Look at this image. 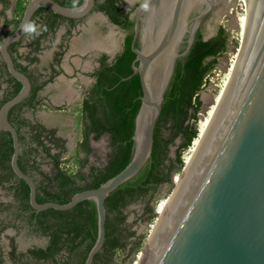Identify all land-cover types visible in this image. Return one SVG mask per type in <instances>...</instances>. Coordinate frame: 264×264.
<instances>
[{
  "label": "trees",
  "instance_id": "obj_1",
  "mask_svg": "<svg viewBox=\"0 0 264 264\" xmlns=\"http://www.w3.org/2000/svg\"><path fill=\"white\" fill-rule=\"evenodd\" d=\"M56 1L68 7L82 3V0ZM0 2L3 3L0 16L5 17L3 26H11L8 32L0 33L1 39L15 29L28 0H15L11 18L4 14L10 0ZM121 3L122 0H96L95 3L94 10L102 11L111 22L127 29L129 33L115 56L107 60L108 56L102 53L97 59V66L90 73L94 80L78 104L81 137L74 149L73 165H66L61 158L67 150L65 139L57 136L54 128L46 127L42 122L27 117L25 110L35 111L42 105L39 92L47 82L62 72L61 68L56 69L54 65H59L67 47L62 48L61 44L59 50L53 53L51 72L44 80L39 81L30 66L37 63V54L43 44L53 42L60 22L69 20L70 25L66 32L69 34L75 25V19L64 17L46 7H38L30 21H34L38 26H46L47 30L37 36L24 33L18 41L8 46L15 67L26 73L31 81L30 94L10 108L8 120L18 132V165L35 181L38 203H67L75 193L96 188L116 175L131 159L134 146L132 135L142 90L139 75L133 73L132 68L133 63H138L134 61L135 53L130 47L134 23L128 18V12L121 9ZM26 38L28 50L26 53H19L20 42ZM227 43L228 32L223 26L219 25L215 33L208 38H204L198 28L187 53L175 59L173 72L163 92L161 111L154 126L150 156L132 177L117 185L106 196L105 238L91 264H113L115 253L123 251L127 244H130L127 254L143 248L146 234H137L132 226L139 219H155L153 200L164 186H168V189L173 187V173L181 174L185 165L182 151L188 148L198 135L195 121L202 104L199 91L218 57L227 50ZM185 45L186 43L178 53L184 50ZM135 46L138 47L137 41ZM20 88V82L9 74L5 63L0 60V107ZM105 134L108 138V151L103 158L91 160V141H97ZM177 138L179 142L174 156H171L170 148L175 145ZM12 151L10 132L0 130V181L8 182L11 200L6 205L12 213V221L19 222L18 225L8 223V226L11 224L18 230L23 227L28 233L44 238L45 244L17 252L13 243L14 237H10V263L83 264L97 238L98 217L95 201L90 198L82 199L65 210H35L29 203L28 184L11 168ZM37 156L41 157L40 161L36 159ZM46 159L50 163L49 170L41 167V163ZM181 177L177 179V185ZM137 202L143 204L141 213L134 209L129 210V207ZM130 212L135 214L131 222L128 221ZM4 227L5 224L0 226V232ZM4 262L0 245V264Z\"/></svg>",
  "mask_w": 264,
  "mask_h": 264
},
{
  "label": "water",
  "instance_id": "obj_2",
  "mask_svg": "<svg viewBox=\"0 0 264 264\" xmlns=\"http://www.w3.org/2000/svg\"><path fill=\"white\" fill-rule=\"evenodd\" d=\"M187 0H174L162 37L152 49L135 46L144 8L138 9L130 47L135 53L133 73H138L142 95L135 117L132 156L116 175L96 188L75 193L64 204L36 201L35 181L18 165L20 143L16 128L8 120L11 107L24 100L31 91L26 73L15 67L8 46L24 33L21 26L30 21L38 7H46L67 18L90 14L96 0H82L68 7L56 0H28L15 29L0 39V57L21 88L0 107V130L10 132L13 151L10 165L14 173L29 186V203L37 211L47 208L69 209L78 201L93 199L98 217L97 238L83 264H91L105 238L104 200L117 185L132 177L150 156L153 130L161 111L163 92L173 72L175 59L187 53L194 30L209 12L214 0H197L185 9ZM164 0H148L153 35L161 20ZM206 7L190 28V39L178 53L177 44L186 30L184 19L202 3ZM247 26L236 66L215 115L172 197L161 221L157 218L149 231L139 264H264V0H246ZM205 38L215 33L211 30ZM173 46L167 67L158 72L152 66L155 57ZM176 189V190H175ZM31 264V263H28Z\"/></svg>",
  "mask_w": 264,
  "mask_h": 264
},
{
  "label": "rangeland",
  "instance_id": "obj_3",
  "mask_svg": "<svg viewBox=\"0 0 264 264\" xmlns=\"http://www.w3.org/2000/svg\"><path fill=\"white\" fill-rule=\"evenodd\" d=\"M13 2V1H12ZM222 6H219L213 15H211L205 25V36H208L210 31L216 30V28L221 25L223 26L226 31L228 32V43H227V50L224 51L219 57L218 61L214 65L213 69L209 72V74L206 77L205 84L202 86L201 90L199 91V97L202 100V104L200 107V110L197 113V119L195 121V126L198 128L200 121L202 117H204L208 111V108L212 106L214 103L215 97L217 96L219 90L224 86V82L226 81L228 75L234 70L238 57L240 55L239 49L241 51V46L244 39V30H243V23L242 18L246 14V8L244 6V2L242 0H235L234 6L227 12H223L221 14V17L216 20V12L221 8ZM8 12V11H7ZM87 21L89 22L90 26L89 29L92 28L95 31V35L98 34V36L101 35L102 39H105V37L108 38V43L105 41L104 45H102L100 48L108 49L109 45L112 41L119 40L120 33L117 29L113 28L111 25L107 24L104 19H101L98 15H93L87 18ZM1 24V20H0ZM211 27V28H210ZM11 29V26H8L5 28V30L8 32ZM1 31V30H0ZM212 34V33H211ZM214 34V33H213ZM78 39V37H77ZM77 39L72 41L75 44V49H79V45L77 43ZM53 48L52 46H48L39 54V61L35 66H31L30 69L33 72H37L38 70H44L45 62H48V58L52 52ZM239 52V54H238ZM48 59V60H47ZM70 64H76L77 67H85L88 68L90 66V58L87 55L77 56V57H70ZM45 63V64H44ZM74 66V65H72ZM71 72V71H70ZM87 80H84L83 83H80V80H75L72 77V83L70 86L72 88H77V90L80 87H83V85L89 86L91 83V79L85 78ZM61 87V83L57 79V83L55 84H49L47 85L43 90H40L39 94L41 96H47L50 97V99L47 100V102H44L42 106H40L39 110L35 113L32 111H26V115L28 117H34L35 115H38V117L35 116V118L39 121H41L44 125L47 127H57L58 133L62 136H67L68 142H67V150L62 155V160H64L66 165H73V160L75 159L74 149L76 146L77 141L81 137V126L78 119V104L79 99L81 98V95L71 96L72 101L70 100H56L55 95L58 91V88ZM45 96V97H46ZM70 98V97H69ZM58 104V105H55ZM56 106H59L56 108ZM50 114H53L52 116ZM179 142V139H176L175 145L171 146L170 148V155L174 156L175 149L177 147V144ZM93 147V155L91 156V160H96L98 158H103L108 151V138L107 135H103L99 140L92 141L91 142ZM193 145V141L191 145L184 149L182 151V157L184 160H186L187 156L190 154L191 147ZM41 167L45 170H49L50 163L46 159L41 163ZM181 177L180 175H177L175 173L172 174V180L174 184H177V179ZM173 184V186H174ZM168 186H164L161 191L156 195L155 199L153 200V204L155 205V212L156 217L154 220H137L132 228L136 230L137 234H146V237L151 230L152 226L154 225V222L157 218V221H159L161 217V212L159 211L160 208H164L170 201L171 197L168 198V194L170 193L171 189H168ZM11 200L10 192L5 189L3 186H0V208H8L5 203L1 202H8ZM3 204V205H1ZM8 204V203H7ZM143 204L141 202H137L135 204H132L129 207V210L131 211L134 209L137 213H141ZM10 212V211H8ZM3 217L8 220L7 213H3ZM135 218L134 212H130L128 215V221L131 222ZM158 223V222H157ZM8 233L11 234L10 236H17L16 239H18V242H20L21 237L23 234H18L10 229L8 230ZM36 237L38 235L34 234ZM30 236V235H28ZM146 239V238H145ZM22 241V239H21ZM9 243V239L6 238L3 241L2 247L4 249L7 248ZM130 247V244H127L126 248L123 251H117L114 256V263L113 264H139L138 261L139 256L143 252V248L141 250H138L136 252L127 254L128 248Z\"/></svg>",
  "mask_w": 264,
  "mask_h": 264
},
{
  "label": "flooded vegetation",
  "instance_id": "obj_4",
  "mask_svg": "<svg viewBox=\"0 0 264 264\" xmlns=\"http://www.w3.org/2000/svg\"><path fill=\"white\" fill-rule=\"evenodd\" d=\"M224 2H225L224 0H214V4H213L212 8L209 10L208 13H206L201 18L199 24L197 25V27L194 30V34H195L196 30L198 28H200V30L202 31L203 37L204 38L206 37L205 34H204V32H205L204 30L207 27V26L205 27L207 19L211 15H213L215 13V10L219 6H223ZM143 3H144V0H122L121 9L123 11L128 12V18L130 20H133V23H135V18H136L138 9L140 8V6ZM188 3L189 2L187 1V4ZM0 5H1V9H2L3 3L0 2ZM206 5H207V3L203 2L202 6L200 7V9H195L192 12H190L188 15H186V17L184 19L186 30L183 32V34H182V36H181V38H180V40H179V42L177 44V48H176L177 52L183 46V44L186 43L185 47L187 46V44L189 42V39H190V28H191V25H192L195 17L200 14V12L206 7ZM187 8H189L188 5H187ZM7 11H8V7H6L4 9V14L8 18V12ZM95 14L100 16L101 19H104L105 22H107V24H109L113 28L117 29L119 31V33H120L119 40L112 41L109 45H107L109 47L107 50L103 49V48H100V47L102 45H104L105 41L108 43V38L105 37V39H102L101 35L100 36H98V34L95 35L94 29H92V28L89 29L90 24L87 21V18H89L90 16H93ZM141 16H142V20L140 21V32H139V36H138V38L136 40L138 42V47L141 45L142 38H143V36H144V34L146 32V29H147V25L150 22L151 13H150V11L145 10L144 12H142ZM1 18H2V21H1V24H0V30H1L0 32H7L5 30V28L8 27V26H3V20L5 18L4 15L0 16V19ZM74 19H75V25L70 29L69 34H66L67 29L69 28V25H70L68 19L62 20L60 22V24L58 25V28L62 27V26L65 27V31H64V33L62 35V38H61L60 42L55 44V40H56L55 39L56 37H55L54 40H53V46H52V43H51V46H52L53 50H52V52H51V54H50V56L48 58L49 60L47 59L48 62L46 61L45 62L46 64L44 63L45 64L44 65L45 69L44 70L36 69V71H40L39 72V79L40 80H44L45 78H47L48 74L51 72L50 64L53 62V53L55 51L59 50V46L62 44V48H65V46L68 48L71 45V43L74 40V38L78 37V39L76 38L77 39L76 41H77V43H78V45L80 47L79 49L85 50L84 55H87L90 58V66H88V68L73 66L74 67L73 68V74L75 76H77V77H80V75H85V76H87V78H89V80L91 79V83H92L94 79H93L92 76H90V73L97 66V64H98L97 59L101 56L102 53H105L108 56L107 60H111L115 56V54L121 49L122 43H123V41L125 39V36L129 33V31L127 29L119 26L118 24H115V23L111 22L109 20L108 16L105 13H103L102 11H100V10H94L93 9V11L90 14H88L87 16L82 17V18H74ZM58 28H57V30H58ZM133 31H134V24H133ZM56 32L57 31H55V34H56ZM74 42H75V40H74ZM22 46H24V41L23 40L20 42V45H19L18 49H20V47H22ZM45 47L46 46L44 45L43 48L41 49V51L39 52V54L42 51H44ZM67 48H66V50H67ZM66 50H65V52H66ZM19 53H21V52H19ZM39 54H37L38 57H39ZM63 58H64V55H63L59 65H56V64L54 65V67L56 69L58 67L62 68ZM0 60H2L1 57H0ZM24 62H26V61H24ZM31 66H34V64H32ZM62 71H64V70H62ZM56 80H57V75L55 76V78L52 81L47 82L41 90H43L48 84H55ZM2 86H4V84ZM63 87L66 88L65 85H62L60 88H63ZM80 88H81V90L78 89L79 95H81V98L79 99V103L82 100V98H83L88 86L84 84L83 87H80ZM1 94H2V91H0V97H1ZM45 96H41L43 103L47 102V100L50 99V97H47V96L45 97ZM72 96H74V95H72ZM75 96H76V94H75ZM43 103H42V105H43ZM42 105H39V107L42 106ZM39 107H37V109H39ZM37 109H36V111H38ZM26 111L27 110H25V112ZM50 115L52 116L53 114H50ZM54 129L56 130V135L61 137L62 135L58 133L57 127H54ZM64 138H65V145L67 147V142H68L69 138L67 136H64ZM1 203L7 204L8 202H1ZM1 205H3V204H1ZM4 212H5V208H0V226L3 224V220H4L3 213ZM8 223H15L17 225L19 224V222H17V221L16 222L12 221V213L11 212H8ZM10 229H12L16 233V235L23 234V236H20L21 239H22V241L20 239V242H18V239H16L17 236H14L13 243L16 246V251L17 252H24L28 248H31V247H34V246H42V245L45 244V239L44 238L39 237V236L36 237L33 233H28L26 231V229L23 228V227H20V229L18 230L16 228L12 227L11 224H10V226H8V230H10ZM10 235L11 234L8 233V239H9L8 252L10 251V248H11V246H10V237H13V236H10ZM28 235H30V236H28ZM10 262H11V260H10V258L8 256V264H11ZM4 264H5V262H4Z\"/></svg>",
  "mask_w": 264,
  "mask_h": 264
},
{
  "label": "bare ground",
  "instance_id": "obj_5",
  "mask_svg": "<svg viewBox=\"0 0 264 264\" xmlns=\"http://www.w3.org/2000/svg\"><path fill=\"white\" fill-rule=\"evenodd\" d=\"M187 1L189 2L187 4ZM185 2V9H187V5L189 7L193 6L194 4H196L197 0H187ZM224 4L223 6L217 11L216 13V20H218L220 17H221V14L223 12H227L229 11L231 8H233L234 6V1L235 0H224ZM244 2V6L246 8V14L244 15V17L242 18V23H243V30H244V37H245V31H246V26H247V2L246 0H242ZM173 2L174 0H164V2L162 3V8L160 10L161 12V20L159 21V24L157 25L156 29H155V32L154 34L152 35L151 34V30L150 28H148V30H146V37H145V47L147 49H152L153 46L160 40V38L162 37V32L165 28V25L168 21V18H169V14H170V11L172 9V6H173ZM211 28V27H210ZM244 41V39H243ZM243 45V43H242ZM172 48L173 46H170L169 48H164L154 59L153 61V64L152 66H154V68H156L158 70V72H163V70L167 67V63H168V60H169V57L172 53ZM242 48V46H241ZM239 52H240V49H239ZM238 52V54H239ZM234 71V70H233ZM233 71L228 75L226 81L224 82V86L219 90L217 96L215 97V100H214V103L212 104V106L210 108H208V111L206 113V115L204 117H202L201 121H200V124L198 126V135L195 137V139L193 140V145L191 147V150H190V154L187 156L186 160H185V172L194 156V154L196 153L214 115H215V112L220 104V101L226 91V88L228 86V83L230 81V78L232 76V73ZM184 174V173H183ZM183 176L181 177L178 185L176 184L175 188L177 189L181 180H182ZM175 189V190H176ZM172 200V197L170 199V201ZM169 201V203H170ZM169 203L164 207V208H160V212H161V217L158 221L157 224H159V222L161 221Z\"/></svg>",
  "mask_w": 264,
  "mask_h": 264
},
{
  "label": "crops",
  "instance_id": "obj_6",
  "mask_svg": "<svg viewBox=\"0 0 264 264\" xmlns=\"http://www.w3.org/2000/svg\"><path fill=\"white\" fill-rule=\"evenodd\" d=\"M13 1V2H12ZM14 6H15V0H10V4H9V6H8V18H11L12 17V13H13V10H14ZM0 9H1V5H0ZM1 21H2V18L0 19ZM57 32H56V34L54 33V38L56 39L55 40V44L56 43H58V42H60V40H61V38H62V35H63V33H64V31H65V27H59L58 28V30H56ZM1 33V32H0ZM77 37H75L74 38V40L76 39ZM23 41H24V46H22V47H20V49H19V52H24V53H26L27 52V50H28V48L26 47V44H27V42H28V38H26V39H23ZM46 47L45 48H47L48 46H51V44H49V43H45L44 44ZM52 46H53V42H52ZM75 44L72 42L71 43V45L67 48V50H66V52H65V54H64V58H63V63H62V70H64V71H62L61 73H59L58 75H57V79L59 80V82L61 83V86L62 85H65V87L66 88H58V91H57V93H56V95H55V99L56 100H63V99H66V100H70V101H72V99H71V96L73 95V94H77V95H79V91L77 90V88H72L71 86H70V84L72 83V77L75 79V80H80V83H83V81L84 80H86L85 78H87V76H85V75H80V77H77V76H75L74 74H73V66L72 65H76V64H70V57L72 58V57H79V56H81L82 57V55H84V53H85V50H78V49H75ZM44 48V49H45ZM21 50H23V51H21ZM39 54V53H38ZM39 57H38V61H39ZM37 61V62H38ZM36 64H34V66H35ZM76 67V66H75ZM32 71V70H31ZM71 71V72H70ZM39 72L40 71H37V73H35V72H33L32 71V73H33V75H35L36 76V78L40 81V79H39ZM55 83H57V80L55 81ZM49 85V84H48ZM79 90H81V88H79ZM70 97V98H69ZM55 105H58V104H56L55 103ZM59 106H56V108H58ZM40 108V107H39ZM37 110H39V109H37ZM27 111H32V112H36V110L35 111H33V110H31V109H27ZM25 114H26V112H25ZM27 116V115H26ZM36 117H38V115H35ZM35 116L33 117L34 119H36L35 118ZM28 117V116H27ZM30 118V117H29ZM32 118V117H31ZM32 118V119H33ZM37 120V119H36ZM37 121H39V120H37ZM41 122V121H40ZM54 128V127H53ZM61 137H63L64 138V136H61ZM65 139V138H64ZM92 141H94V140H92ZM91 141V142H92ZM92 145V144H91ZM36 159L38 160V161H40L41 160V157L40 156H37L36 157ZM0 186H3L5 189H7L8 190V188H7V186H8V182H1L0 181ZM5 213H7V215H8V208H5ZM3 224H5V227H4V229H3V231L2 232H0V245H1V251H2V254H3V258H4V261H5V264H8V246H7V248L6 249H4V247H2V244H3V241H4V239L6 238L7 240H8V220L7 219H5L4 218V220H3Z\"/></svg>",
  "mask_w": 264,
  "mask_h": 264
},
{
  "label": "clouds",
  "instance_id": "obj_7",
  "mask_svg": "<svg viewBox=\"0 0 264 264\" xmlns=\"http://www.w3.org/2000/svg\"><path fill=\"white\" fill-rule=\"evenodd\" d=\"M145 10L148 9V0H144V3L141 5ZM22 32L29 36H37L40 35L42 31H46V26L40 25L38 26L34 21H26L21 26ZM23 51V50H21Z\"/></svg>",
  "mask_w": 264,
  "mask_h": 264
}]
</instances>
